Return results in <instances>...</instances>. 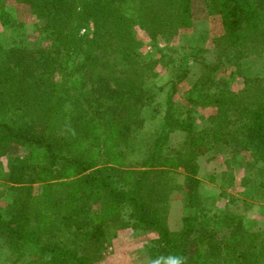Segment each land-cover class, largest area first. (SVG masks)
<instances>
[{"label": "trees", "instance_id": "1", "mask_svg": "<svg viewBox=\"0 0 264 264\" xmlns=\"http://www.w3.org/2000/svg\"><path fill=\"white\" fill-rule=\"evenodd\" d=\"M197 1L0 0L10 32L0 44V155L11 154L0 264H99L123 210L158 233L167 260L148 264H170L173 256L182 264H264V229L253 231L248 215L189 193L190 212L171 230L161 202L181 187L171 166L182 168L188 187L198 183V155L209 136L242 155L240 194L264 199V0H201L219 17L215 46L240 72L242 89L204 95L215 111L203 129L166 93L157 129H140L153 94L144 85L155 63L144 51L147 39L156 47L158 36L191 28ZM14 4L41 19L49 41H28ZM189 47L171 66L173 89L192 63L214 81L204 50ZM176 131L186 138L167 154ZM107 132L97 159L82 151L87 135L96 144ZM135 152L141 166L122 168ZM112 159L118 164H108Z\"/></svg>", "mask_w": 264, "mask_h": 264}, {"label": "rangeland", "instance_id": "2", "mask_svg": "<svg viewBox=\"0 0 264 264\" xmlns=\"http://www.w3.org/2000/svg\"><path fill=\"white\" fill-rule=\"evenodd\" d=\"M14 5V8L17 9V17L22 20L24 30L29 35L28 41H49L50 37L42 29L41 19L36 18L26 7ZM202 5L201 0L195 4L196 12H198L191 28L179 30L170 36H158L156 47L150 45L147 39L144 51L155 63L152 74L150 72L144 83L145 87L153 92L151 102L141 110L140 129L144 132L152 133L157 129L165 110L166 93H172L176 107L181 110H190L189 115L195 119L196 128L203 129L204 124L215 111L213 105L204 99V95L216 97L221 90L236 91L244 86L240 72L230 62L224 60L221 51L215 46L214 38L220 34L221 29L219 17L207 13ZM138 33L141 34L142 31L139 30ZM9 34V30L5 29L0 21V44L9 38ZM189 46H200L204 50L203 56L211 61L210 66L215 67V70L210 72L214 76V81L212 83L208 81L209 71L207 68L202 67L203 65L199 63H192L187 76L173 89L170 84L171 66L175 58L187 51ZM200 76L203 77L202 80H200ZM181 118H185L184 113ZM108 135V132L103 133L100 142L96 144H90L87 135L85 137L87 139H83L85 144H83L82 151L87 154L89 152L97 159V152L103 150L101 142ZM185 138L183 132L172 133L167 140V149L169 150L167 154L171 152L170 149L181 145ZM112 139L111 136L109 142ZM232 145L231 142H225V139L214 141L209 136L198 155L197 177L199 181L195 186L188 187L182 168L171 166L172 177L181 185L180 188L165 196L166 200L161 201L163 209H165L166 222L171 230L179 229L183 216L190 212L189 193L207 196L209 202L214 204V208L219 207L228 212L233 210L248 215L252 219L251 229L253 231L264 229V199H248L240 194L243 189L239 184L244 176V164H242V155L236 154ZM74 150L76 149H71V151ZM112 152L111 150L110 153L112 154ZM136 153L132 156H125L122 168L125 170L134 168L135 170L139 165L141 166L142 153ZM10 158L11 154L8 153L0 155V206H4L7 198L6 188L9 184L5 178ZM111 162L108 164H118L113 159ZM164 162L173 164L171 160ZM130 181V179L129 181L124 180V182ZM120 216L123 221L118 220L110 226V230L108 229V238L102 244V258L99 264H148L163 263L167 260L166 255L159 253V236L156 231L146 227L126 210H123ZM3 255L4 239L0 237L1 259Z\"/></svg>", "mask_w": 264, "mask_h": 264}, {"label": "clouds", "instance_id": "3", "mask_svg": "<svg viewBox=\"0 0 264 264\" xmlns=\"http://www.w3.org/2000/svg\"><path fill=\"white\" fill-rule=\"evenodd\" d=\"M170 264H182L181 259L179 257H170Z\"/></svg>", "mask_w": 264, "mask_h": 264}]
</instances>
